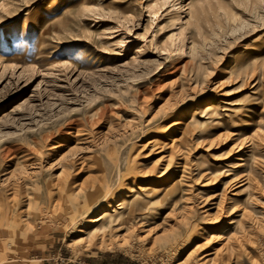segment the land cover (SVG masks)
Here are the masks:
<instances>
[{"label":"rangeland","instance_id":"374dc122","mask_svg":"<svg viewBox=\"0 0 264 264\" xmlns=\"http://www.w3.org/2000/svg\"><path fill=\"white\" fill-rule=\"evenodd\" d=\"M263 261L264 0H0V264Z\"/></svg>","mask_w":264,"mask_h":264},{"label":"bare ground","instance_id":"6f19581e","mask_svg":"<svg viewBox=\"0 0 264 264\" xmlns=\"http://www.w3.org/2000/svg\"><path fill=\"white\" fill-rule=\"evenodd\" d=\"M238 160L242 161V157H238ZM68 174L62 169L60 172V177L57 179V188L56 192L60 196L61 194L64 195V193H67L70 191L69 185L70 181L68 180ZM148 189V191H147ZM149 187L147 188H141L139 189V192L134 194L130 199L128 200H122V206L121 210L118 212H114V209L111 210V213H107L106 211L100 212L98 216H95L94 218H90L92 222L96 221H102V222H107L106 229L111 230L112 228H119L121 223H130L133 221L135 218L138 220L136 222L141 223V221L145 220L147 217H149L151 214L150 208L152 207V202H150V198L147 194L149 192ZM78 191H83V201L85 205H89V203L92 201V193L84 191V186H80L78 188ZM71 192V191H70ZM69 192V193H70ZM172 192V190L169 191V193ZM73 193V192H71ZM138 195V196H137ZM69 198L71 201L76 203V197L77 195L73 198L69 197V194L66 196ZM80 200V199H79ZM78 200V201H79ZM99 203V202H98ZM84 205V206H85ZM98 205V204H97ZM93 204L89 206V208L86 209L85 214L93 213L92 211ZM111 208V207H110ZM135 222V223H136ZM104 230V229H102ZM214 251H210L209 253H205L202 257L204 258L203 262H207L210 260L207 258L209 255H213ZM29 261H34V260H29Z\"/></svg>","mask_w":264,"mask_h":264},{"label":"built area","instance_id":"2783aa9c","mask_svg":"<svg viewBox=\"0 0 264 264\" xmlns=\"http://www.w3.org/2000/svg\"><path fill=\"white\" fill-rule=\"evenodd\" d=\"M262 264H264V261H263V263Z\"/></svg>","mask_w":264,"mask_h":264}]
</instances>
